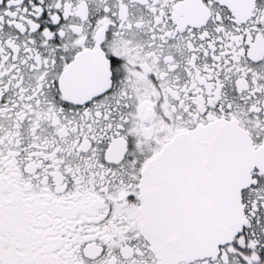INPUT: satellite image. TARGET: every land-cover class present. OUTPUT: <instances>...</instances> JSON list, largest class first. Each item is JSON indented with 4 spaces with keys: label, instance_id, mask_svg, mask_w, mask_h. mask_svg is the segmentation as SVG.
Masks as SVG:
<instances>
[{
    "label": "snow or ice",
    "instance_id": "1",
    "mask_svg": "<svg viewBox=\"0 0 264 264\" xmlns=\"http://www.w3.org/2000/svg\"><path fill=\"white\" fill-rule=\"evenodd\" d=\"M0 264H264V0H0Z\"/></svg>",
    "mask_w": 264,
    "mask_h": 264
}]
</instances>
